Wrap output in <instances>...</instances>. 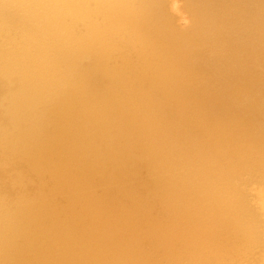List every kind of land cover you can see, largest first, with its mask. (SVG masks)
<instances>
[{"label":"bare ground","instance_id":"6f19581e","mask_svg":"<svg viewBox=\"0 0 264 264\" xmlns=\"http://www.w3.org/2000/svg\"><path fill=\"white\" fill-rule=\"evenodd\" d=\"M0 264H264V0H0Z\"/></svg>","mask_w":264,"mask_h":264}]
</instances>
